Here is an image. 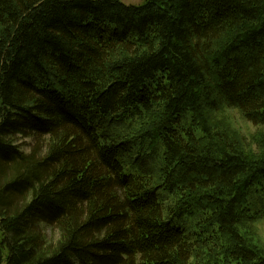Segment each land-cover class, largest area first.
Instances as JSON below:
<instances>
[{
    "label": "trees",
    "instance_id": "obj_1",
    "mask_svg": "<svg viewBox=\"0 0 264 264\" xmlns=\"http://www.w3.org/2000/svg\"><path fill=\"white\" fill-rule=\"evenodd\" d=\"M222 108L264 129V0H0V264H264Z\"/></svg>",
    "mask_w": 264,
    "mask_h": 264
},
{
    "label": "rangeland",
    "instance_id": "obj_2",
    "mask_svg": "<svg viewBox=\"0 0 264 264\" xmlns=\"http://www.w3.org/2000/svg\"><path fill=\"white\" fill-rule=\"evenodd\" d=\"M126 5L141 6L144 5L146 0H122ZM216 122V126L220 131L226 133L228 136L235 137L241 145V151L248 155V157L260 158L264 154V129L256 127L241 115L240 111L230 108H222L216 114H212ZM140 121H131V124L125 123L117 127L110 126L106 130L113 137H120L122 139L129 135H134L139 129ZM27 142H30L28 140ZM29 151L28 147L25 148ZM165 146L163 142L159 143V146L155 151L150 152V156H154V159L146 164H140L137 156H146L148 149L141 150V145L134 144L128 149L123 158V163L130 168L131 171L136 174L144 169H150L152 173L150 175L154 180H158L159 177V162L160 159L165 156ZM162 199V198H161ZM249 206L251 212L256 218H251V221H245L241 225L240 231L244 235L245 239L250 245L257 247L264 251V185L253 190L251 197L249 198ZM47 235L50 240H56L58 234L51 229L47 230Z\"/></svg>",
    "mask_w": 264,
    "mask_h": 264
}]
</instances>
